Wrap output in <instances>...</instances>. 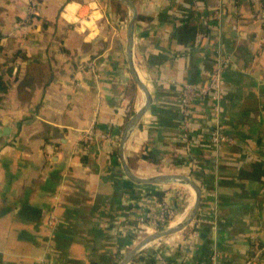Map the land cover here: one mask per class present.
Masks as SVG:
<instances>
[{
	"label": "crops",
	"instance_id": "crops-1",
	"mask_svg": "<svg viewBox=\"0 0 264 264\" xmlns=\"http://www.w3.org/2000/svg\"><path fill=\"white\" fill-rule=\"evenodd\" d=\"M128 1L137 15L131 60L150 104L120 145L145 104L129 68V8L0 0V129H8L0 139V264H120L148 208L165 202L179 213L172 226L183 221L191 187L136 183L125 168L146 181L186 177L201 192L186 231L147 245L129 264H245L250 236L264 242V22L255 17L264 0ZM219 57L228 63L217 121L231 142L211 143V101L200 96L184 138L183 86H207ZM132 82L134 115L124 125Z\"/></svg>",
	"mask_w": 264,
	"mask_h": 264
},
{
	"label": "built area",
	"instance_id": "built-area-1",
	"mask_svg": "<svg viewBox=\"0 0 264 264\" xmlns=\"http://www.w3.org/2000/svg\"><path fill=\"white\" fill-rule=\"evenodd\" d=\"M255 17L256 19L264 22V12L262 10H259L256 13ZM217 60L218 61H217L216 69L210 76L208 85L205 86L204 88L195 87L192 85H184L181 93V97L179 99L180 109L183 116L182 132H183V137L186 138V131L189 127L188 117H189L190 103L194 100L196 96H200L203 99L209 98L212 106L211 109L213 114L212 119L214 121V128L212 129L210 134V141L213 145H217L218 143L221 142H231L223 134L222 128L220 127L217 121L218 112H219V100L224 90L222 71L225 68V65H227L228 61L220 60V57ZM91 136H92L91 128L84 131L80 137L81 144L77 145V149L79 150L82 146L87 144ZM186 150H188V145L186 146ZM178 214L179 213L177 208L165 202L155 204L154 207L148 208V210L144 212L139 222V229L137 231L139 240L171 227L172 220L174 221L178 217ZM56 223H57V218L55 217L54 212L50 211L46 216V226L50 229H53ZM144 248L138 251L135 255L139 254ZM263 255H264V242H261L257 237V235H251L250 256L245 264L256 263L260 260V258ZM152 258L154 261H157L159 259L157 256H153ZM152 258L149 259L152 260ZM147 264H154V263L149 262Z\"/></svg>",
	"mask_w": 264,
	"mask_h": 264
},
{
	"label": "water",
	"instance_id": "water-1",
	"mask_svg": "<svg viewBox=\"0 0 264 264\" xmlns=\"http://www.w3.org/2000/svg\"><path fill=\"white\" fill-rule=\"evenodd\" d=\"M117 1L125 4L131 12V19H130V22H129L128 28H127V54H128L129 68H130L132 80L136 83L137 87L141 91H143L144 96H145L144 108H142V110L137 112L128 121V123L126 125L125 132H124L122 139H121V142H120V145H122L123 142L125 141L127 134L134 128V126L137 124V122L139 121L141 116L147 111L149 104H150V99H149V95H148L147 91L144 88V85L142 84V82L137 77L136 70H135L134 65L132 63V60H131V44H132V37H133V29H134L135 22L137 20L135 7H134L133 3L128 1V0H117ZM7 133H8V129H6V128L0 129V139L2 137L6 136ZM124 170H125L127 176L136 183H140V184L146 183V182L158 183V182H165V181L166 182H177L179 184H185V185L191 187L195 193V201H194L189 213L184 218V220L175 226H171L165 230L159 231L153 235H150V236H147L145 238L138 240V242L134 245V248L132 250H130V252L124 257V259L120 263V264H129V262L131 261L133 256L138 251H140L142 248H144L145 246H147V245H149V244H151L157 240L172 236L174 234H177V233L183 231L194 220V218L196 217V215L198 213L200 203H201V192H200V189L186 177L174 176V175L173 176H160V177L146 181V180H140V179L133 177L128 172V170L126 168Z\"/></svg>",
	"mask_w": 264,
	"mask_h": 264
},
{
	"label": "trees",
	"instance_id": "trees-1",
	"mask_svg": "<svg viewBox=\"0 0 264 264\" xmlns=\"http://www.w3.org/2000/svg\"><path fill=\"white\" fill-rule=\"evenodd\" d=\"M113 3L118 7L119 11H122L124 9V7L120 3L116 2V1H113ZM121 15H123V12L121 13ZM6 91H7V86H6L5 82L3 81L2 77L0 76V94L5 93ZM135 92H136V85L134 82H132L127 87L126 92H125L126 95L130 99L129 105L131 106V110H130V113L127 115V117L124 120V125H126L129 117H132L134 115V111L132 108L134 105ZM143 158L146 159V161L151 162V160L149 158H146L144 156H143ZM154 196H156L158 199L162 198V194H160L159 192L154 193ZM186 229L183 232H185Z\"/></svg>",
	"mask_w": 264,
	"mask_h": 264
},
{
	"label": "rangeland",
	"instance_id": "rangeland-1",
	"mask_svg": "<svg viewBox=\"0 0 264 264\" xmlns=\"http://www.w3.org/2000/svg\"><path fill=\"white\" fill-rule=\"evenodd\" d=\"M172 184L175 185V183H172ZM176 184H177V183H176ZM185 188H186V187H185ZM186 189H187L188 191H191L190 188H188V187H187ZM188 213H189V212H188ZM178 215H179V214H178ZM186 216H187V215H186ZM186 216H185V217H186ZM174 221H175V220H174ZM174 221L172 220V222H171V223H172L171 226L173 225V222H174ZM183 231H184V230H183ZM183 231H181V232H183ZM172 236H173V235H172Z\"/></svg>",
	"mask_w": 264,
	"mask_h": 264
},
{
	"label": "bare ground",
	"instance_id": "bare-ground-1",
	"mask_svg": "<svg viewBox=\"0 0 264 264\" xmlns=\"http://www.w3.org/2000/svg\"><path fill=\"white\" fill-rule=\"evenodd\" d=\"M140 80H142V79H140ZM191 190V189H190ZM191 191H193V189L191 190ZM194 196V194H193V192H192V197ZM189 209V208H188ZM179 219H181V217L179 218ZM178 219V220H179ZM182 220H184V219H182ZM181 221V220H180ZM179 223V222H178Z\"/></svg>",
	"mask_w": 264,
	"mask_h": 264
}]
</instances>
